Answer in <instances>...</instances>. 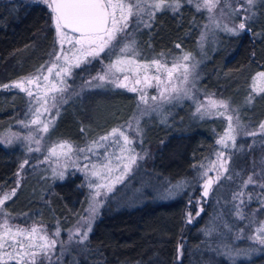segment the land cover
I'll list each match as a JSON object with an SVG mask.
<instances>
[{"label":"rangeland","instance_id":"1","mask_svg":"<svg viewBox=\"0 0 264 264\" xmlns=\"http://www.w3.org/2000/svg\"><path fill=\"white\" fill-rule=\"evenodd\" d=\"M27 1L51 5V0H47V3L44 0ZM124 2L134 3V0H124ZM147 2L151 4L159 0H147ZM174 2H178L179 5L189 3L187 0H164L165 4ZM203 2L204 0H193L189 4L195 6L196 3L202 5ZM214 2L215 7L211 10L204 7L199 9L206 13V20L198 48L194 52L183 50L166 58L143 56L136 44L135 33L140 28L148 27L152 22L153 17L149 19L148 9L145 8L139 17L130 16L127 21L128 27L123 32H115L104 50L96 57L89 56L85 59L81 55L78 51L79 45L76 44L78 34L64 29L63 35H59L56 30L57 47L46 64L34 73L10 80L5 84L10 87L5 88L4 85L1 87L5 91L22 92L25 96V106L8 127L0 132V143L16 150L20 159L16 171V186L0 193L2 199L5 194H11L13 191L15 194L20 187L13 198V195H10V198L0 205V237L3 238L0 240V243H3V247L0 248V257H2L0 264L18 263L17 260L9 258V254L16 255V253L23 256V263H35L41 260L52 263L60 260L64 264H73V255L70 254L84 247L95 221L103 211L114 213L125 207L141 205L145 201L170 200L178 197L185 198L187 203L193 206L195 215L191 214V210L188 213L192 221L204 214L205 204L212 200L215 208L213 207V213L205 218L206 223L203 226L205 234H214L217 231L223 234L228 232L230 221L238 228L240 225L237 221L242 218H246L244 224L257 226L255 230L253 229L254 232L250 233L251 238L247 243H241L237 247L234 244L229 245L223 248V253L203 251L201 261L194 264H227L228 262L229 264L235 262L264 264V245H261L258 239L264 236V221H255V217L251 214L264 208V198L257 204L253 203L258 200L255 195L258 190L253 187L255 180L247 176L244 182L239 181L235 184L236 188L231 190L229 197L227 194L221 195L220 190V185L226 187L228 181L229 190L231 189V179L237 177L239 167L242 168V157L247 151L257 147L264 149V128L260 127L264 123V77L258 75L264 71L252 73L246 82H243L244 77L241 74L234 77L227 72L222 74L218 72L210 80L217 84L223 81L217 88L218 93L200 86V82L206 78L202 76L203 63L208 59L211 50L215 51L221 44L220 35L238 34L249 22L256 21L258 9L264 0H254L251 6L245 0H214ZM164 9L167 8L161 10ZM161 10H154V15ZM240 23L245 24L242 30L238 29ZM225 27L236 31H225ZM125 45L130 47L125 49ZM122 49L125 50L121 51ZM57 56L60 57L59 60L56 59ZM185 56H188L187 60L184 59ZM96 61L102 65L100 70L94 75H88ZM53 64L56 67L50 73L48 68ZM81 68L84 69L80 72ZM74 75L78 76L75 80H73ZM185 75L188 77L187 80H184ZM37 76H40L39 80L35 79ZM100 76L104 79H98ZM44 77L47 79L45 80ZM29 80L32 82L29 83ZM16 83H21L23 87H11ZM107 88L120 89L132 94L128 98L136 101V109L131 117L127 116L129 104L123 106V101L114 100L113 107L107 109L104 119L99 122L101 129L94 132L93 128L90 129L92 133H87L82 143L56 139L53 136L59 114L64 112L65 108L77 107V102L82 98L86 99L91 107L93 97ZM132 89L136 90L132 91ZM28 92H31L32 96H29ZM142 96L147 100V104L141 100ZM153 97L156 99H152ZM210 101H216V106L213 107ZM220 101L227 103V109L220 106ZM185 103L190 107V110L188 109L190 121L202 123L201 129L206 127L207 122L220 125L221 128L213 126L211 147L195 166L191 175L165 177L160 174V168L146 166V158L149 154L147 142L152 134L149 127L155 122H142V120L153 116L165 122L171 114L176 113L178 105ZM228 117H232L231 122ZM256 118L259 119L255 120ZM116 119L119 121L115 122ZM33 120L38 123H32ZM229 123L235 131L229 130ZM45 126L47 131H43ZM113 129L119 131L113 134ZM119 132H123L124 135L120 136ZM226 133L235 137L234 144ZM102 137L107 139L102 140ZM125 137L132 143H127ZM222 138L225 144L218 143ZM52 149L55 150V154L50 151ZM149 152L151 153V149ZM132 157H135L134 163ZM263 159L264 157L261 161ZM249 177L252 178V182H249ZM208 180H211V185L208 188V195L204 196V184ZM75 184L83 190V195L80 190L74 188ZM57 186L61 187L62 195L67 194L71 198L72 206L75 207L71 210L69 219L71 224L68 227H64L56 218L54 211L48 207L45 208L49 209L50 217L44 216L45 218H42L45 211H41V207L37 208L38 213L34 215L29 213L13 215L6 209L7 202L12 207L26 202L32 203L35 197L44 195L51 189L58 191ZM40 202V206L47 204L44 198H41ZM90 205L96 206L94 214L89 212ZM249 205H253L250 213ZM42 219L44 221H41ZM34 227L38 231L31 233ZM18 229L23 230V233L18 234ZM243 230L240 227L239 235L234 233L236 239H240ZM57 231L58 236L54 235ZM85 234L87 239L82 240ZM41 237L45 239L42 240ZM52 240L56 241L55 246L49 251L42 250L40 246ZM20 243H23V249L19 247ZM241 250L248 255L242 253L237 255ZM25 253H35V255H24Z\"/></svg>","mask_w":264,"mask_h":264},{"label":"trees","instance_id":"2","mask_svg":"<svg viewBox=\"0 0 264 264\" xmlns=\"http://www.w3.org/2000/svg\"><path fill=\"white\" fill-rule=\"evenodd\" d=\"M257 16L258 19L249 22L240 33L220 35L221 44L215 51L211 50L208 59L203 63L202 76L206 78L200 82V86L217 92L223 81L217 84L210 80L218 72L221 74L227 72L234 77L241 74L244 77L243 82H246L252 73L264 71V2L261 3ZM205 20L206 13L197 10L189 3H182L176 11L168 8L158 11L148 27L136 31V44L147 58L157 56L166 58L183 50L194 52L198 48ZM56 47V29L49 5L27 0H0V132L8 127L25 106V96L22 92L5 91L1 87L12 79L36 72L46 64ZM100 66H102L100 62H94L93 69L88 75H94L100 70ZM75 78L78 76L74 75L73 80ZM130 96L132 94L129 92L107 88L93 97L91 107L88 101L82 98L77 102V107L70 109L68 106L59 114L53 136L56 139L82 143L87 133H92L90 129L93 128V132L101 129L99 122L104 119L107 109L113 107L114 100L123 101V106L129 104L127 116L131 117L136 109V101L128 98ZM187 106V103L178 105L176 113L171 114L165 122L153 116L142 120V122H155L149 127L152 134L148 137L147 146L149 150L151 149V153L148 150L146 166L160 168L162 176L191 175L195 166L211 147V130L217 125L207 122L206 127L201 129L202 123L190 121L188 116L190 107ZM118 121L119 119L115 120ZM217 127L221 128L220 125ZM263 157L264 149L257 147L247 151L242 157V168L239 167L237 177L231 179V189L229 190V181L226 187L220 185L221 195L227 194L229 197L231 190L236 188L235 184L239 181L244 182L247 176H251L255 180L253 187L258 190L255 194L258 200L253 203L257 204L264 198V159L261 161ZM19 162L16 150L0 143V193L16 186ZM57 187L58 191L51 189L46 194L35 197L32 203L26 202L12 207L7 202L6 209L13 215L28 213L34 215L38 213L37 208L41 207V211H45L42 218H45L50 217L49 209L45 208L48 207L54 211L62 225L68 227L71 224L69 220L71 210L75 207L72 206L71 198L67 194L62 195L61 187ZM74 188L80 190L83 195L84 192L80 187L75 184ZM41 198L46 200L45 206H40ZM212 204V200L205 204L204 214L196 217L194 221L188 216L190 210L191 214L195 215L193 206L189 205L185 198L180 197L170 200H149L114 213L103 211L95 221L84 247L70 254L73 255L72 262L73 264H194L201 261L203 251L223 253V248L229 245L234 244L237 247L241 243H247L251 238L250 233H253L257 226L244 224L246 218L237 221L244 229L240 239H236L234 234H238L240 227H235L231 221L229 229L227 228L229 231L224 234L221 231L214 234L203 233L205 218L214 211ZM252 210L253 205H249V213ZM251 214L255 217V221H264V208ZM23 264L64 263L60 260L52 263L41 260Z\"/></svg>","mask_w":264,"mask_h":264},{"label":"snow or ice","instance_id":"3","mask_svg":"<svg viewBox=\"0 0 264 264\" xmlns=\"http://www.w3.org/2000/svg\"><path fill=\"white\" fill-rule=\"evenodd\" d=\"M45 3H47V0H44ZM187 2L192 3L193 0H187ZM245 2L251 6L254 3V0H245ZM179 3L174 2L172 4H165L164 0H159V2H153L149 4L147 0H134V3H125L124 0H53V5H50L53 13V19H54V25L57 30V33L59 35H63L64 29H71L75 31L76 33H79V38L76 40V44L79 45L78 51L81 53V55L86 59L87 57H96L99 55L101 51L104 50L105 46L107 45L108 41L113 38V35L115 32H123L128 27V18L130 16H137L139 17L142 12H144L145 8L148 9L147 15L149 19H152L154 15V10H161L162 8H168L173 11L178 10ZM195 7L197 10L200 9V7L207 8L211 10L213 7H215L214 0H204L203 4L196 3ZM135 8V12H133V9ZM245 24L240 23L238 25V29H244ZM225 31L229 32H235L236 29H229L225 27ZM203 39V37H202ZM130 47V45H125V49ZM125 49H122L121 51H124ZM57 60L60 59L59 56L56 57ZM185 60L188 59V56L184 57ZM65 63L67 64V58L65 57ZM78 66V63H77ZM56 67L55 64L52 65V67L48 68V72H52V69ZM111 67V66H110ZM66 71V69H65ZM185 72L187 73V68L185 67ZM261 77H264V73L258 74ZM57 76H59V73H57ZM169 76H171V72H169ZM187 75L184 76V80H187ZM36 80L40 79V76H37L35 78ZM46 80L47 77H44ZM98 79L103 80L104 77L100 76ZM29 83L32 81L29 80ZM139 83V81H137ZM39 86V85H37ZM3 87L8 88L10 85H4ZM11 87H17L22 88L23 85L21 83H16L14 85H11ZM136 89H132V91H135ZM175 90V89H173ZM27 91V90H26ZM62 91V90H58ZM29 96H32L31 92L27 93ZM163 96V92L161 93ZM166 98V97H165ZM152 99H156V97H153ZM53 100H55V97H53ZM141 100L147 104V100L142 96ZM210 104L214 107L216 106V101H210ZM220 106L227 109L228 105L224 101L219 102ZM199 111V109H197ZM239 118L237 117V120ZM229 122H231L232 117H228ZM32 123H38V121L33 120ZM138 124V121H137ZM261 128H264V123L260 125ZM229 130L235 131V129L232 128L231 123H229ZM43 131H47V127L45 126ZM119 130L113 129L112 133L115 134ZM120 136H123V132H119ZM226 136L229 140H231L234 144L235 137L231 136L230 133H226ZM103 139H107V137H102ZM125 141L127 143H132V141H128L127 137H125ZM220 144H225L224 138L218 141ZM64 145H61L63 147ZM70 148V146H69ZM32 149H29L31 151ZM52 154H55V150H50ZM83 151V149H81ZM132 162H135V157H132ZM95 167V165H93ZM93 175H96V173H93ZM249 182H252V178L249 177ZM211 185V180H208L204 184V192L203 195H208V188ZM100 186L98 185L97 188ZM10 195H14V191L11 194H5L2 199H0V205L4 203L5 200L10 198ZM97 195H99V192H97ZM96 211L95 205H90L89 212L90 214H94ZM6 215V213H4ZM6 231H11L10 229H5ZM38 230L34 227L31 229V233H36ZM40 231H43V229H40ZM18 234H22L23 230H17ZM30 233V234H31ZM54 235H59V232L57 231L54 233ZM3 238L0 237V240ZM12 239L14 240L15 237L13 236ZM42 240H44V237H41ZM87 239V234H85L82 238ZM259 243L261 245H264V236L258 237ZM56 244L55 240H52L50 243L45 242V244L41 245L40 247L42 250L49 251L52 247H54ZM12 246V245H10ZM3 247V243H0V248ZM19 247L23 249L24 245L23 243L19 244ZM248 255L247 252H238L237 255L240 254ZM24 255L34 256L35 253H25ZM10 259H15L18 261V264H23V256L20 253H16V255L9 254ZM0 261H2V257H0Z\"/></svg>","mask_w":264,"mask_h":264},{"label":"water","instance_id":"4","mask_svg":"<svg viewBox=\"0 0 264 264\" xmlns=\"http://www.w3.org/2000/svg\"><path fill=\"white\" fill-rule=\"evenodd\" d=\"M51 5H53V0H51ZM65 30H67V31H70V32H73V33H75V34H78V35H79V33H76L75 31H73V30H71V29H65Z\"/></svg>","mask_w":264,"mask_h":264}]
</instances>
